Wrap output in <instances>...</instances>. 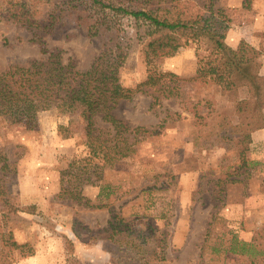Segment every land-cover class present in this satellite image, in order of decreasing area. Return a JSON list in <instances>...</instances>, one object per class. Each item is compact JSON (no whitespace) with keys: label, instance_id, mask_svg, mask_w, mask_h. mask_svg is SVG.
Segmentation results:
<instances>
[{"label":"rangeland","instance_id":"obj_1","mask_svg":"<svg viewBox=\"0 0 264 264\" xmlns=\"http://www.w3.org/2000/svg\"><path fill=\"white\" fill-rule=\"evenodd\" d=\"M15 2L17 13L21 5L31 7L32 14L43 13L38 0H0V74L11 65L47 58L23 24L25 16L11 15ZM219 2L232 18L229 44L237 47L245 41L256 48L264 75V0ZM45 42L82 71L90 68L104 44L66 19ZM197 47L190 41L174 56L156 62L158 74L173 72L184 79L180 95L167 96L142 86L149 70L138 45L130 42L120 80L132 89V98L119 100L112 112L147 131L137 132L134 151L120 161L108 163L104 151L93 156L83 131L63 139L59 127L70 116L56 106L39 112L32 123L0 117V151L13 165L4 176L6 186L21 205L35 206L32 212L0 217V247L11 263L67 264V237L83 264H120L128 254L114 243L116 236L106 238L109 222L119 214L133 228L152 229L154 236L168 233L173 264H251L247 255L227 248L233 234L245 240L243 236L264 226V130L243 154L235 143L229 150L195 144L198 130L211 128L218 114L237 122L236 100L248 95L241 88L236 100L230 99L212 82L197 78ZM168 80L166 76L156 87ZM153 95L159 97L156 102ZM102 183H111L114 192L101 207L69 196L79 188L89 204H97ZM10 231L12 238L7 239ZM13 240L24 246H11Z\"/></svg>","mask_w":264,"mask_h":264},{"label":"trees","instance_id":"obj_2","mask_svg":"<svg viewBox=\"0 0 264 264\" xmlns=\"http://www.w3.org/2000/svg\"><path fill=\"white\" fill-rule=\"evenodd\" d=\"M38 1L43 10L40 16L32 14V8L25 5H21L17 13V2L9 9L13 8L11 15L14 17L25 16L23 24L30 29L32 41L41 46L47 58L11 65L0 74V117L32 123L39 112L56 106L70 116L68 123L59 127L63 139L83 131L84 142L93 156L104 151L103 157L108 163L120 161L134 151L137 132L147 131L144 127L130 126L112 112L119 100L132 98V89L124 87L120 80V69L127 59L130 42L138 45L149 70L142 86H151L167 96H178L184 79L173 72L158 74L153 67L193 41L200 49L197 78L212 82L222 94L232 96L230 99L236 100L241 88L248 90L247 97L236 100L235 113L239 120L233 123L228 115L218 114L219 121L211 128L198 130L195 144L207 149L221 146L229 150L235 143V146H242L243 154L252 143V133L264 128V75L261 74L259 52L245 41L237 47L227 42L232 18L219 0ZM65 19L84 29L91 39L103 40L101 51L85 71L78 69L71 60L64 62L60 50L46 47V35ZM166 76L168 82L156 87ZM153 99L156 102L159 97L153 95ZM99 120L109 125L97 126ZM236 132L239 133L237 139ZM243 160L248 162L244 157ZM0 163V217L35 211V206L21 205L7 188L4 176L13 170V165L2 151ZM113 192L111 183L100 184L97 204H89L79 188L70 190L69 196L80 204L101 207L108 204L106 200ZM129 222L115 214L107 229L106 238L116 236L114 243L128 254L120 264H173L168 233L154 236L152 229H136ZM73 232L79 235L75 227ZM11 238L10 231L7 239ZM65 239L69 251L67 264H83L72 252V240ZM10 244L24 246L16 240ZM227 250L247 255L251 264H264V226L249 240L233 234ZM0 264H13L1 247Z\"/></svg>","mask_w":264,"mask_h":264},{"label":"crops","instance_id":"obj_3","mask_svg":"<svg viewBox=\"0 0 264 264\" xmlns=\"http://www.w3.org/2000/svg\"><path fill=\"white\" fill-rule=\"evenodd\" d=\"M227 42H228V40H227ZM228 43H229V42H228ZM262 130H264V128L259 129V130H256V131H254V132L252 133V142H254V140L256 139L257 135H259L260 132H261ZM251 236H252V234L249 235V236H243V237L246 238V240H248V239L251 238Z\"/></svg>","mask_w":264,"mask_h":264}]
</instances>
